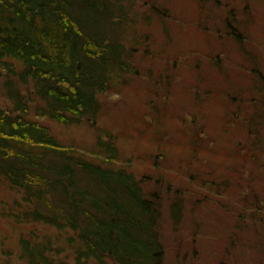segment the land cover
<instances>
[{"label":"trees","instance_id":"16d2710c","mask_svg":"<svg viewBox=\"0 0 264 264\" xmlns=\"http://www.w3.org/2000/svg\"><path fill=\"white\" fill-rule=\"evenodd\" d=\"M119 2L0 0V104L2 98L11 107L6 110L0 105V182L23 194L24 207L17 205L22 209L15 213V221L60 233L71 245V264H166L163 204L177 229L185 203L194 202L195 197L177 191L171 200L162 191L165 180L152 184L118 166L124 159L111 135H100L97 152H88L66 146L32 119L43 117L69 127L85 120L96 125L98 96L112 91V82L121 80L119 74L132 71L123 40L115 36L117 26L128 19ZM15 64L21 66V72L16 73ZM253 120L245 126L254 133L248 134L253 143L244 148L252 146L251 151L245 149L250 153L247 156L260 169L254 156L256 149L264 153V138L258 134L255 117ZM184 138L172 147L184 152L188 148L195 161L209 164L206 157L214 153H207L205 147L209 146L197 137ZM213 162L222 168L226 161L216 158ZM194 166L199 170L198 164ZM206 179L200 181L201 186L210 184L221 195L218 177L209 172ZM250 179L235 191V200L251 206L250 226H264V201L255 196ZM206 198L226 211L225 202L213 197L203 200ZM230 215L232 210L227 217ZM240 230L230 240L224 237L227 241L220 254L202 259L200 242L194 236L189 237L191 244H178L174 258L177 264H264L263 253L256 260L236 242ZM49 240L32 243L21 239L17 259L27 264H70L59 260L64 251Z\"/></svg>","mask_w":264,"mask_h":264},{"label":"rangeland","instance_id":"374dc122","mask_svg":"<svg viewBox=\"0 0 264 264\" xmlns=\"http://www.w3.org/2000/svg\"><path fill=\"white\" fill-rule=\"evenodd\" d=\"M120 2L128 19L117 26L115 36L121 37L128 49L126 62L132 71L120 74L121 80L112 82V91L98 96L96 125L85 120L69 127L43 117L32 119L66 146L88 152H97L100 135H111L124 159L118 166L139 180L150 179L152 184L165 180L162 191L170 194L171 200L177 191L195 196L198 207L194 202L189 204L190 200L185 203L178 233L173 231L177 229L163 204L166 264H177L174 254L178 244H191L194 236L200 242L202 259L220 254L225 238L230 240L240 229L236 242L260 259L258 253L264 255V226H250L251 206L236 201L235 191L251 178L255 196L264 201V153L256 149L259 169L247 156L250 153L246 150L251 151L252 146L244 148L253 143L248 134L254 133L245 126L249 120L254 122V117L258 134L264 138V0ZM15 67L16 73L21 72L20 65ZM0 105L11 110L2 98ZM183 137L200 138L202 145L209 146L205 147L207 153L214 152L206 157L209 164L195 161L188 148L184 152L172 147ZM90 158L99 161L97 156ZM216 158L226 161L222 168L213 162ZM193 164H198L199 170ZM209 172L218 177L215 180L216 185H222L221 195L210 184L201 186ZM191 176L195 178L191 180ZM204 197L225 202L229 211L213 206L216 201L206 202ZM22 200L21 191L0 182V264H27L17 259L19 241L34 243L45 238L60 245L64 254L59 260L71 264V245L60 233L15 221V213L24 207ZM230 210L232 217L228 218Z\"/></svg>","mask_w":264,"mask_h":264},{"label":"bare ground","instance_id":"6f19581e","mask_svg":"<svg viewBox=\"0 0 264 264\" xmlns=\"http://www.w3.org/2000/svg\"><path fill=\"white\" fill-rule=\"evenodd\" d=\"M124 45H125V44H124ZM125 47H126V45H125ZM125 49L128 50L127 47H126ZM131 49H132V48H131ZM122 73H123V72H122ZM118 76L120 77L121 75L119 74Z\"/></svg>","mask_w":264,"mask_h":264}]
</instances>
